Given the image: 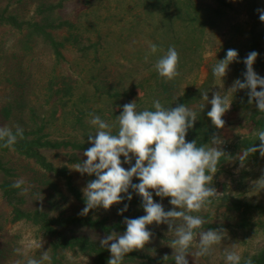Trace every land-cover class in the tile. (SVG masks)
<instances>
[{
	"label": "rangeland",
	"instance_id": "obj_1",
	"mask_svg": "<svg viewBox=\"0 0 264 264\" xmlns=\"http://www.w3.org/2000/svg\"><path fill=\"white\" fill-rule=\"evenodd\" d=\"M258 9L264 10V0H0V126L15 131L19 125L26 139L41 136L40 143L52 145L33 147L43 163L17 145L0 149V264H26L17 248L35 259L48 251L51 261L44 264H107L111 253L100 240L111 232L123 234L124 219L145 212L130 188L131 201L80 215L82 189L95 179L74 170L91 147L90 113L114 124L123 105L135 100L138 111H154L157 99L166 108L187 105L196 112L186 142L211 147L213 135L224 141L218 147L226 155L210 185L219 195L207 210L193 214L204 219L197 231L223 229L226 235L203 257L194 256V241L189 264H228L226 249L240 255L241 263L250 258L264 264V190L256 192L253 185L264 175V158L254 153L243 167L237 158L248 146H259L254 133L264 130V113L248 103L244 90L228 94L232 104L222 129L207 116L210 104L199 107L206 103L201 93L208 92L209 100L215 92L225 95L244 78L243 60L252 51L259 53L254 71L264 77V22ZM10 15L17 25L6 22ZM25 21L36 26H18ZM148 42L157 45L156 53ZM170 46L179 54V75L166 82L154 65ZM229 49L237 50L238 62L229 65L222 81L212 69ZM17 142L21 145L20 138ZM21 178L23 194L12 187ZM153 199L165 211L173 207L168 197L153 193ZM125 204L127 211L118 214ZM146 227L153 233L150 242L122 264H175L168 226Z\"/></svg>",
	"mask_w": 264,
	"mask_h": 264
},
{
	"label": "clouds",
	"instance_id": "obj_2",
	"mask_svg": "<svg viewBox=\"0 0 264 264\" xmlns=\"http://www.w3.org/2000/svg\"><path fill=\"white\" fill-rule=\"evenodd\" d=\"M257 11L260 13V21L264 22V10ZM148 47L151 53L158 50L157 45L151 42H148ZM258 55L256 51L247 54L243 60L246 66L243 81L236 79L225 95L215 92L209 100L208 92L201 93L202 101L206 103L199 107L204 110L206 104L211 105L207 116L216 129H222L225 125L222 117L232 104L229 93L248 90V103L255 102L258 111L264 113V77L259 76L253 67ZM233 62H238V52L229 49L226 57L214 65V77L223 81L229 65ZM178 63L179 54L174 46H170L157 60L154 70L166 82L171 81L179 75ZM152 107L154 111H138L137 101L133 100L123 105L114 124L90 113L91 119L88 123L95 128V132L87 136L91 147L83 152L86 159L77 163L74 168L81 175L95 176L82 189L85 207L80 215H87L89 211L101 207L109 210L125 198L131 201L133 197L129 192L130 188L141 197V207L145 215L125 218L123 223L126 231L123 234L111 232L100 240L101 247H107L111 253L107 264H122L127 254L144 249L153 235L146 226L153 223L168 226V246L173 249L175 264H189L187 256L191 253L188 250L194 241L198 249L194 256L203 257L210 255L213 246L220 244L226 235L223 229L197 231L204 224V219L193 214L207 210L212 203L211 198L219 195L210 185L218 171L221 157L226 155L218 147L224 141L213 135L210 138L211 147L197 146L196 140L186 142L188 131L197 121L196 112L187 105L166 108L158 99L153 101ZM23 133L24 130L19 125L15 126V131L11 127L0 126V146L12 149L18 138L23 139ZM254 134L260 144L242 150V155L237 157L241 167L254 153L259 152L264 158V130ZM121 157L124 159L121 160ZM123 164L130 167L126 169ZM133 178L138 179L139 183H133ZM24 184L25 181L21 178L12 187L22 189L23 194L27 191V188H22ZM253 185L256 192L264 190V175L253 181ZM153 193L161 200L170 198L169 203L173 206L171 210L165 211L162 203L155 202ZM127 209L128 205L125 204L118 214L123 215ZM38 247L41 248V244ZM15 251L25 257L26 264H44L45 261H51L48 251L42 252L40 259L28 257L21 248ZM163 259L167 260L168 256L165 255ZM225 259L228 264H241L242 258L235 251L226 249ZM244 264H252L251 259L245 260Z\"/></svg>",
	"mask_w": 264,
	"mask_h": 264
},
{
	"label": "trees",
	"instance_id": "obj_3",
	"mask_svg": "<svg viewBox=\"0 0 264 264\" xmlns=\"http://www.w3.org/2000/svg\"><path fill=\"white\" fill-rule=\"evenodd\" d=\"M5 20L9 24L12 23L14 25H17L16 19L12 15L8 16ZM0 21H1V14H0ZM21 24H27V26L28 25H30V26H36V25L28 24L27 21L22 22V23H19L18 26H20ZM34 30L37 31L36 28H34ZM39 31H41L42 33L45 34V31H43V29L39 28ZM244 70H245V67L243 66L242 67V73L244 72ZM243 79L244 78L242 77L241 81H243ZM244 91L246 92V96H248V94H247L248 90H244ZM25 136H26L25 133H23V139H21V145H18V142H17L13 146H16L17 145L18 148H20L22 152H24V153H26L28 155L32 154L31 156H35V158H37V160L39 162L43 163L44 162L43 159L39 155H37V152H36V150L33 149V147L38 148V147H42V146H52L51 143L49 141H45V140H44L43 143H40V137L41 136L40 137H37L35 140H33V139L28 140V139L25 138ZM0 144H2V142H0ZM0 149L1 150H7L8 148H5V147L0 146ZM45 167L47 169H51L50 165H45ZM72 192H73V194L78 199H80L79 193H77L76 191H74V189H72ZM240 206H243L245 208L248 205L241 203ZM54 222H58V221H54ZM251 261H252V264H259L262 260H259V261H257V260H251ZM241 264H244V263H241Z\"/></svg>",
	"mask_w": 264,
	"mask_h": 264
}]
</instances>
